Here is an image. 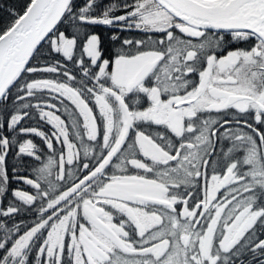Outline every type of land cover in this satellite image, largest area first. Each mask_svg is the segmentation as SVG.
Here are the masks:
<instances>
[{"label":"snow or ice","instance_id":"snow-or-ice-1","mask_svg":"<svg viewBox=\"0 0 264 264\" xmlns=\"http://www.w3.org/2000/svg\"><path fill=\"white\" fill-rule=\"evenodd\" d=\"M8 12L0 264H264V0Z\"/></svg>","mask_w":264,"mask_h":264},{"label":"trees","instance_id":"trees-1","mask_svg":"<svg viewBox=\"0 0 264 264\" xmlns=\"http://www.w3.org/2000/svg\"><path fill=\"white\" fill-rule=\"evenodd\" d=\"M112 0H104V3L107 4V3H111ZM118 3H123L124 0H117ZM128 2H131V0H128ZM26 3V0H0V22H5V21H8L10 19V14L8 12V9L9 7H14L16 8L18 11H21L23 10V7ZM115 15H119V14H122L121 12H115L114 13ZM94 31L98 32V34L101 35V37L103 38V40L105 41V46L106 47H110L111 46V42L108 40V37L112 34V32L114 31L113 29H109V28H106L105 26H96L94 28ZM122 36H128V37H140L142 34L141 33H137V32H124V33H121ZM236 47H247L246 44L244 43H239V44H231L228 46V48L225 49L226 50H229L230 48H236ZM196 79V77H195ZM33 103H35V101H32ZM55 103H59L58 101H55ZM57 114H61L62 115V110L61 112H58ZM62 118L64 119H67L65 116L62 115ZM37 121L36 120H26L24 122L25 126H34L36 125ZM42 130L44 131H49L50 129V126L48 125H45L43 122H40V125H39ZM25 138H32L34 140L35 143H37V145H39L42 149H43V153H42V156L44 158H46L47 155H49L50 153H48V150L46 149V146L43 145V142L38 138V137H35V136H30V137H25ZM57 147H59V145H57ZM83 159V157H81ZM26 162H28L29 166H31L32 164L34 163H37L35 161H33L32 158L30 157H24L23 158ZM12 163V158L11 156L9 157V165H11ZM9 175H11V171H9ZM21 175H30V167L27 171H24L21 173ZM31 178H34V177H31ZM11 188H19L21 190H25V191H29V192H34L33 189L30 188V186L28 185H25L23 183V181H19V182H16V181H13L11 183ZM8 198H11V191L8 192ZM4 204L6 205L7 204V198L4 200ZM26 219H28L30 221V217H25ZM260 239H264V235H261L260 236Z\"/></svg>","mask_w":264,"mask_h":264},{"label":"flooded vegetation","instance_id":"flooded-vegetation-1","mask_svg":"<svg viewBox=\"0 0 264 264\" xmlns=\"http://www.w3.org/2000/svg\"><path fill=\"white\" fill-rule=\"evenodd\" d=\"M225 49H226V48H225ZM225 49L223 50L224 52H226V51H227V50L225 51ZM196 79L198 80V76L196 77ZM232 111H235V110H232Z\"/></svg>","mask_w":264,"mask_h":264}]
</instances>
